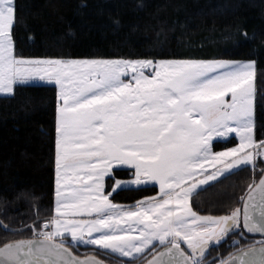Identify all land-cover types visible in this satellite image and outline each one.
I'll return each instance as SVG.
<instances>
[{"label": "snow or ice", "instance_id": "snow-or-ice-1", "mask_svg": "<svg viewBox=\"0 0 264 264\" xmlns=\"http://www.w3.org/2000/svg\"><path fill=\"white\" fill-rule=\"evenodd\" d=\"M16 11V0H0V94L34 81L55 87V204L20 229L0 222L11 233L0 239V264H104L81 259L80 247L119 264H264L256 62L24 58ZM248 169L251 181L223 214L194 210L201 192ZM149 186L158 194L114 202ZM233 237L234 252L208 260Z\"/></svg>", "mask_w": 264, "mask_h": 264}, {"label": "trees", "instance_id": "trees-1", "mask_svg": "<svg viewBox=\"0 0 264 264\" xmlns=\"http://www.w3.org/2000/svg\"><path fill=\"white\" fill-rule=\"evenodd\" d=\"M16 7L15 50L24 58L254 60L255 120L264 136V0H16ZM56 106L55 87L39 82L0 95V222L10 228L54 208ZM251 179V169L241 171L190 203L202 215L223 214ZM157 194L158 186L122 191L114 202ZM6 235L0 228V239ZM235 239L212 248L208 260L234 252ZM73 251L119 264L93 249Z\"/></svg>", "mask_w": 264, "mask_h": 264}, {"label": "water", "instance_id": "water-1", "mask_svg": "<svg viewBox=\"0 0 264 264\" xmlns=\"http://www.w3.org/2000/svg\"><path fill=\"white\" fill-rule=\"evenodd\" d=\"M256 236H257V237H260L258 234H257ZM77 255H78V254H77ZM79 256H80L81 259H83V258L85 257V256H81V255H79ZM95 257H96L97 259L103 260V259L99 258V257L96 256V255H95ZM103 261H104V260H103ZM104 264H110V263L104 261Z\"/></svg>", "mask_w": 264, "mask_h": 264}, {"label": "crops", "instance_id": "crops-1", "mask_svg": "<svg viewBox=\"0 0 264 264\" xmlns=\"http://www.w3.org/2000/svg\"><path fill=\"white\" fill-rule=\"evenodd\" d=\"M239 61V60H238ZM242 61V60H241ZM243 61H249V60H243ZM254 86H255V81H254ZM0 95H9V94H0Z\"/></svg>", "mask_w": 264, "mask_h": 264}, {"label": "rangeland", "instance_id": "rangeland-1", "mask_svg": "<svg viewBox=\"0 0 264 264\" xmlns=\"http://www.w3.org/2000/svg\"><path fill=\"white\" fill-rule=\"evenodd\" d=\"M34 82H39V81H34ZM30 83H32V82H30ZM39 84H46V83H43V82H39ZM10 95V94H9Z\"/></svg>", "mask_w": 264, "mask_h": 264}]
</instances>
